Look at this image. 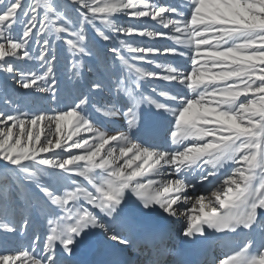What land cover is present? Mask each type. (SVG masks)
<instances>
[{"label":"snow or ice","instance_id":"1","mask_svg":"<svg viewBox=\"0 0 264 264\" xmlns=\"http://www.w3.org/2000/svg\"><path fill=\"white\" fill-rule=\"evenodd\" d=\"M61 55L76 78L87 64L72 102L23 108L17 88L60 103ZM0 73V264H75L88 243L189 264L136 236L151 215L214 248L203 264H264V0H0Z\"/></svg>","mask_w":264,"mask_h":264},{"label":"rangeland","instance_id":"2","mask_svg":"<svg viewBox=\"0 0 264 264\" xmlns=\"http://www.w3.org/2000/svg\"><path fill=\"white\" fill-rule=\"evenodd\" d=\"M162 3H169L173 5H181L184 0H161ZM119 21L121 23H131L132 21H129L126 17H119ZM123 38V37H122ZM149 42V41H146ZM150 43V42H149ZM161 45L164 43H167L165 41L160 42ZM112 57H109V63H111ZM175 60L176 63H184L183 58H173V57H164L161 58V62L165 61H173ZM31 66V65H29ZM145 68H151L152 66L143 64L140 65ZM100 71H104L103 63L101 62L98 65ZM87 64L86 67L82 70V77L76 78L73 76L71 70L67 67V61L64 59V55L60 56L59 64H58V72H57V79L59 87L57 89V96L60 103L52 99V96L50 93H39V92H31L27 95H25V90L23 89H16V97L18 102L21 104V106L25 109L31 108L33 110H38L41 108L44 109H55V108H63L65 105L70 104L74 98V95L76 93V89L74 88V85L77 83V80L79 79L80 83H83V80L85 77H87ZM4 83V74L0 73V84ZM9 85H13L14 82L9 80ZM161 83V82H156ZM144 90L147 93H150L151 91V85H149L147 82L144 84ZM0 108H3L2 102H0ZM6 111L8 109H5ZM3 173H4V164L0 162V188L3 186ZM11 176V184L9 185L11 187V191L8 195L9 204L12 207L16 208V211L19 212L18 203L19 201L23 200L22 193L25 191V186L27 185V181L22 182V178H17L15 175ZM3 193L0 191V197H2ZM35 230L39 233L40 232V225L37 222L35 224ZM13 242L17 245H26L28 243V237L23 238H12Z\"/></svg>","mask_w":264,"mask_h":264},{"label":"bare ground","instance_id":"3","mask_svg":"<svg viewBox=\"0 0 264 264\" xmlns=\"http://www.w3.org/2000/svg\"><path fill=\"white\" fill-rule=\"evenodd\" d=\"M114 126L121 127V124L117 122V124H115ZM148 130L155 131L156 129L154 126L150 125ZM159 218L160 217L158 215L136 216L133 221V228L134 229L137 227L142 228V226L149 225L151 222ZM171 227H172L171 235L169 239L165 242L168 248L172 251V255L166 257V259H168L170 262L172 259H175L173 258V256L175 255L177 245L180 242V240L177 239L175 232V229L176 227H178V225L172 223ZM101 252L102 250L93 243L84 244L76 249L73 255V260L74 262L80 261L83 264L94 263ZM125 252L131 257L132 264H145L149 256L148 249L146 248L138 249L135 246L125 250Z\"/></svg>","mask_w":264,"mask_h":264}]
</instances>
